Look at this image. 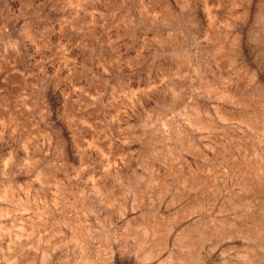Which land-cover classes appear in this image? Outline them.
<instances>
[{
  "label": "rangeland",
  "instance_id": "obj_1",
  "mask_svg": "<svg viewBox=\"0 0 264 264\" xmlns=\"http://www.w3.org/2000/svg\"><path fill=\"white\" fill-rule=\"evenodd\" d=\"M0 264H264V0H0Z\"/></svg>",
  "mask_w": 264,
  "mask_h": 264
}]
</instances>
